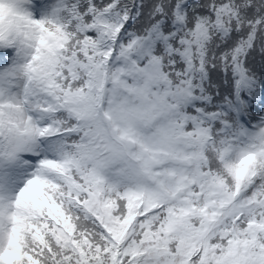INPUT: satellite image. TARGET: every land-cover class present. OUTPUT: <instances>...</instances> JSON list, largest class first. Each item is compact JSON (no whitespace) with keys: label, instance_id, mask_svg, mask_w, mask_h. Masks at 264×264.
I'll return each mask as SVG.
<instances>
[{"label":"snow or ice","instance_id":"1","mask_svg":"<svg viewBox=\"0 0 264 264\" xmlns=\"http://www.w3.org/2000/svg\"><path fill=\"white\" fill-rule=\"evenodd\" d=\"M257 68L264 0H0V264H264Z\"/></svg>","mask_w":264,"mask_h":264},{"label":"trees","instance_id":"2","mask_svg":"<svg viewBox=\"0 0 264 264\" xmlns=\"http://www.w3.org/2000/svg\"><path fill=\"white\" fill-rule=\"evenodd\" d=\"M259 63H260V60H259V58H257V65H259ZM255 71L261 75V79H262L263 84H264V75L261 74V70L259 68H257V69H255ZM229 95H230L229 88H222L221 89V95L219 96L218 99L214 100V102L215 103H220L221 101H223V102H228L229 103V101L224 100V97L225 96H229ZM257 110H260V111L264 112V102L256 101V102L253 103V105L251 106L250 112L251 113H256Z\"/></svg>","mask_w":264,"mask_h":264}]
</instances>
